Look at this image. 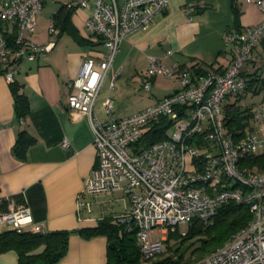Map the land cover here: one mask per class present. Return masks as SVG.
<instances>
[{"label": "built area", "instance_id": "obj_1", "mask_svg": "<svg viewBox=\"0 0 264 264\" xmlns=\"http://www.w3.org/2000/svg\"><path fill=\"white\" fill-rule=\"evenodd\" d=\"M244 2L256 5L264 15V0ZM167 4L168 0H77L71 5L90 11L85 27L107 49L100 60L82 59L78 74L68 83L72 89L69 111L87 117L93 131L96 161L85 179L84 192L94 198L115 190L124 192L131 208L116 220L126 230H135L140 254L147 260L166 251L169 233L185 235L194 220L209 224L226 202L247 205L252 220L213 253L190 264H264V170L241 165L264 150V136L251 132L236 139L224 121L226 99L246 93L243 68L252 63L256 47L264 42V19L225 34L232 59L223 72L169 69L149 56L147 77L176 78L178 89L125 118L100 122L92 114L120 43L146 30ZM42 7L40 0H0V75L8 83L14 82L18 64L34 62L52 47L31 40ZM49 32L55 33L53 24ZM143 88L150 91L151 82L146 81ZM102 107L109 115L112 101L105 100ZM262 115L264 110L258 109L253 118ZM160 119L171 122L172 134L135 151L147 127ZM61 146L67 147L68 141ZM78 206L91 211L90 202L79 200ZM0 226L46 233L33 225L24 198L18 202L1 193Z\"/></svg>", "mask_w": 264, "mask_h": 264}, {"label": "crops", "instance_id": "obj_2", "mask_svg": "<svg viewBox=\"0 0 264 264\" xmlns=\"http://www.w3.org/2000/svg\"><path fill=\"white\" fill-rule=\"evenodd\" d=\"M40 1L43 7L31 40L52 47L36 61H23L17 66L14 83L29 106L24 118L18 117L12 87L0 75V193L18 202L24 198L33 225L46 232H73L68 252L57 264H106V238L84 240L75 231L94 228L105 217L120 216L131 203L122 190L97 198L84 192L85 179L96 161L93 131L87 117L69 111L72 89L68 83L78 74L82 59L100 60L107 49L85 27L90 11L71 7L77 0ZM262 19L264 15L256 5L237 0H168L165 10L146 30L136 31L120 43L95 101L93 116L100 122L125 118L178 89L176 78L167 81L147 77L149 56L169 69L181 71L198 63L224 71L232 59L225 34L253 27ZM51 24L54 34L49 32ZM243 74L247 81L258 74L264 79V42L256 47L252 63L243 68ZM146 81L151 82L149 93L135 97L136 87L143 93ZM107 99L113 106L109 115L102 107ZM116 99L124 101L122 105L130 109L128 114H122V105L115 108ZM234 100L226 99L225 106ZM240 104L250 107L253 114L254 106L264 110V92H246ZM250 124L253 133L264 136V115L252 118ZM20 133L32 142L25 159L17 158L12 151ZM65 140L68 146L62 147ZM79 200L90 202L91 211L79 207ZM5 230L0 226V233ZM0 264H18L17 254L12 250L0 253Z\"/></svg>", "mask_w": 264, "mask_h": 264}, {"label": "trees", "instance_id": "obj_3", "mask_svg": "<svg viewBox=\"0 0 264 264\" xmlns=\"http://www.w3.org/2000/svg\"><path fill=\"white\" fill-rule=\"evenodd\" d=\"M53 20L55 25V19ZM235 24L237 26V19ZM70 33L75 38L77 37L72 29H70ZM188 69L198 74H204L207 71L223 72L213 65L204 66L198 63L193 64ZM9 84L12 87L17 115L19 118H24L29 112L28 101L18 91L19 89L14 82ZM246 92H253L254 94L264 92V79L256 75L252 76L248 81ZM241 100L242 96L236 97L232 104L225 106L224 113L226 128L236 139L245 137L253 130L250 124L253 113L250 107L240 104ZM169 127H171V122L167 119H160L151 123L140 141L135 144V151L168 139L167 129ZM31 144V140L25 133H20L13 147V154L17 158L25 159V154ZM241 165L251 170H264V152L243 160ZM251 220L252 215L247 205L226 202L209 224L194 220L188 226L185 235L178 232L169 233L166 239V250L172 253V257L153 263L142 258L136 243L135 230H126L125 226L116 220V217L113 219L105 217L99 221L96 227L83 228L75 231V233L84 240L97 237L106 238V264H190L194 257L200 261L213 253ZM72 233L54 231L39 234L31 231L7 229L0 233V253L14 251L18 256V264H57L68 252L69 239ZM188 242L191 244L185 246ZM192 247L194 248L191 249ZM188 251L190 252L188 253Z\"/></svg>", "mask_w": 264, "mask_h": 264}, {"label": "rangeland", "instance_id": "obj_4", "mask_svg": "<svg viewBox=\"0 0 264 264\" xmlns=\"http://www.w3.org/2000/svg\"><path fill=\"white\" fill-rule=\"evenodd\" d=\"M239 3H245L244 2V0H237ZM163 79H165V80H172L171 78H163ZM179 82L177 81V84H178ZM141 92H143V93H140V90L139 89H137V87H136V91H135V97L136 96H145V95H143V94H148L149 93V91H146L145 89L143 90V88H142V90H141ZM134 96H130L131 98L132 97H134ZM124 101H122V100H120V102L116 99V103H115V108L117 107V105L119 104V105H122V104H125V103H123ZM123 107H124V105H122ZM255 107V110L257 111V109H258V107H256V106H254ZM125 108H127L126 107V105H125V107L124 108H122L121 109V111H122V114H128V112H130L129 110H127V109H125ZM132 110H134V109H132ZM254 124V123H253ZM252 124V125H253ZM172 132H173V129H172V127H169V129H167V135L168 136H170L171 134H172ZM262 152H264V150H259V152H258V154L259 153H262ZM157 235L156 234H154L153 235V238H155ZM191 244V242H188L185 246H188V245H190ZM194 247H192L191 249H193ZM190 251H188V253H189ZM187 256H188V254H187ZM186 256V257H187ZM168 257H172V253L169 251V250H166L163 254H160L159 256H156V257H154V258H151V259H149V262L150 263H153V262H157V261H161V260H164V259H166V258H168ZM194 261H198L197 260V258H192V263L194 262Z\"/></svg>", "mask_w": 264, "mask_h": 264}]
</instances>
